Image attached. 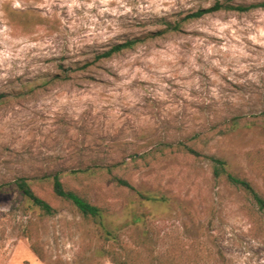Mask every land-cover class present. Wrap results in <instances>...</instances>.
<instances>
[{
    "label": "rangeland",
    "instance_id": "1",
    "mask_svg": "<svg viewBox=\"0 0 264 264\" xmlns=\"http://www.w3.org/2000/svg\"><path fill=\"white\" fill-rule=\"evenodd\" d=\"M214 2L0 0V264H114L107 249L264 264V213L209 160L264 197V8L147 36ZM55 174L101 216L56 196Z\"/></svg>",
    "mask_w": 264,
    "mask_h": 264
},
{
    "label": "trees",
    "instance_id": "2",
    "mask_svg": "<svg viewBox=\"0 0 264 264\" xmlns=\"http://www.w3.org/2000/svg\"><path fill=\"white\" fill-rule=\"evenodd\" d=\"M234 1L235 0H223V1L215 0V2L209 7H200L192 12L185 14L180 21L170 22L164 19H160V20L158 19L157 21H160V23H162L165 26L164 27L165 29H163V31H150L147 34V36L151 37L153 35L158 34L159 32H164V31H179L181 28L182 21L188 19L200 18L205 14L216 12L222 9L244 12L251 10L253 8H264V0L251 4H234L233 3ZM139 41H141L140 37H133L124 40L120 43L112 45L110 48L102 51L101 53L96 54L95 58L99 59V58L108 57L113 53L119 52L125 48H131ZM83 67L84 66L82 65V67L77 66L76 68H83ZM254 116H256V118H258L262 122V125L264 127V110L258 112ZM185 149L190 153L199 155V153L192 147H187L185 145L184 150ZM209 160L211 161V168L215 177L223 176L233 186L243 190L248 195V199L257 207V210L261 213H264V197L260 195V193H258L246 179H242L229 172L227 170V164L225 160L221 158H217L215 156H210ZM118 182L122 184L121 186H125L130 189L134 188L133 185H131L130 183H128L123 179H118ZM14 184L17 187L18 191L22 195L30 199L31 202L36 207H38L44 214L47 215L54 214L55 212L54 208H52L51 205L46 200L36 195L33 192L29 183L23 177L17 178ZM52 189L56 196L69 201L83 217L95 219L101 216L102 212L99 206L90 203L86 198L82 197L77 192L65 188L57 174L53 176ZM32 248L35 253L41 256L36 248L34 247ZM106 252L110 257L111 262L114 264H180L174 259V257L154 254V252L148 250L147 252H145L146 253L145 255H143L140 252L136 253L135 255H130L131 251H126V250L122 253H117L110 249H107Z\"/></svg>",
    "mask_w": 264,
    "mask_h": 264
}]
</instances>
